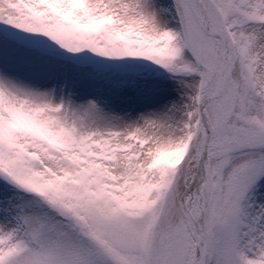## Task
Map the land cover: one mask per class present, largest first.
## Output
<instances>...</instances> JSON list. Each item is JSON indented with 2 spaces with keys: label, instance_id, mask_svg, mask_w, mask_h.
I'll return each instance as SVG.
<instances>
[{
  "label": "snow or ice",
  "instance_id": "obj_1",
  "mask_svg": "<svg viewBox=\"0 0 264 264\" xmlns=\"http://www.w3.org/2000/svg\"><path fill=\"white\" fill-rule=\"evenodd\" d=\"M0 264H264V0H0Z\"/></svg>",
  "mask_w": 264,
  "mask_h": 264
}]
</instances>
